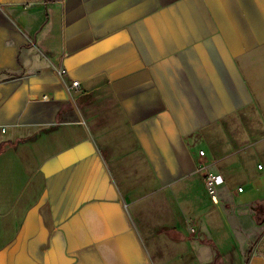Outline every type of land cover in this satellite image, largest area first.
<instances>
[{
	"label": "crops",
	"instance_id": "crops-1",
	"mask_svg": "<svg viewBox=\"0 0 264 264\" xmlns=\"http://www.w3.org/2000/svg\"><path fill=\"white\" fill-rule=\"evenodd\" d=\"M0 125V264H264V0H0Z\"/></svg>",
	"mask_w": 264,
	"mask_h": 264
},
{
	"label": "built area",
	"instance_id": "built-area-1",
	"mask_svg": "<svg viewBox=\"0 0 264 264\" xmlns=\"http://www.w3.org/2000/svg\"><path fill=\"white\" fill-rule=\"evenodd\" d=\"M79 86V80H72L71 81V87H78ZM0 129L1 131H5V126L4 125H0ZM199 153L202 154L203 150H199ZM217 181V176L212 174V173H207L206 174V185H207V189L211 194V197L214 201H216V191H215V183Z\"/></svg>",
	"mask_w": 264,
	"mask_h": 264
},
{
	"label": "trees",
	"instance_id": "trees-1",
	"mask_svg": "<svg viewBox=\"0 0 264 264\" xmlns=\"http://www.w3.org/2000/svg\"><path fill=\"white\" fill-rule=\"evenodd\" d=\"M253 208L256 209L258 217L264 218V203H256Z\"/></svg>",
	"mask_w": 264,
	"mask_h": 264
}]
</instances>
